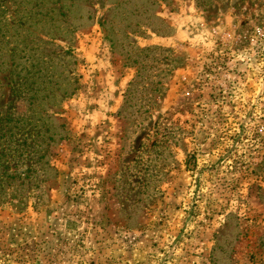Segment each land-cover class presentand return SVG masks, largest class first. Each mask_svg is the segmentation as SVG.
<instances>
[{
    "label": "rangeland",
    "instance_id": "1",
    "mask_svg": "<svg viewBox=\"0 0 264 264\" xmlns=\"http://www.w3.org/2000/svg\"><path fill=\"white\" fill-rule=\"evenodd\" d=\"M0 264H264V0H0Z\"/></svg>",
    "mask_w": 264,
    "mask_h": 264
}]
</instances>
